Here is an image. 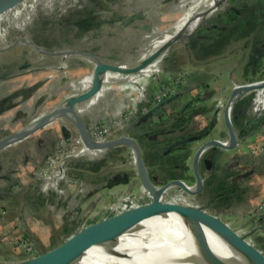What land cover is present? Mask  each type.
I'll return each instance as SVG.
<instances>
[{
	"label": "flooded vegetation",
	"instance_id": "flooded-vegetation-1",
	"mask_svg": "<svg viewBox=\"0 0 264 264\" xmlns=\"http://www.w3.org/2000/svg\"><path fill=\"white\" fill-rule=\"evenodd\" d=\"M66 1L69 2V0ZM66 1L53 0L52 3L55 7L50 9L52 10L51 14L60 8H63L62 11L67 12V10L74 7L69 13L73 14L76 11L81 13L80 15L82 16H72L70 18L68 16L70 15L69 13L67 15L64 14L65 12L58 13V18H65V21H61L59 26H57L62 31V40L66 43L71 41L74 43L78 42L77 47L92 50L102 58L108 57L118 60L122 53L133 51L138 46L136 39L138 41L144 38L145 35L143 34H146L149 29L145 30L140 27L146 23H152L149 22L150 20L146 22L148 18L134 21L125 28L119 23L108 25L100 23L102 19H113L124 14V12L115 13V4L117 5L120 0H78V4L75 6L74 4L65 6ZM36 5L35 3L31 7L33 9L30 15L31 18L28 17L24 21H20L23 24L20 28L26 31L31 26L32 28L29 29L31 32L28 30L23 33H16L14 29L11 31L14 35L11 36L10 31L5 30V35L0 36V46L17 37L28 36L35 43L45 48L52 50L64 49L51 48L52 45H49V43H40L36 40L37 32L51 30V25L37 27L36 30L33 27L35 24L40 25V20L36 17ZM217 8L207 14L203 24L191 29L193 33L189 38L184 37L178 40L180 43L177 49L172 50L171 56L167 55L166 52L170 48L172 49L178 41L167 48L153 64L140 72L128 75L130 80L127 83L132 87L129 101H131L134 108L131 111L129 110L128 115L125 113L126 118L122 125L123 131L120 134L126 131L125 127L127 126L129 131L127 130L126 132L128 135L135 137L139 141L148 173L156 185L162 186L175 179L184 180L189 185L195 184L196 175L193 159L201 145L199 144V139L201 136L206 135L210 137L211 133L217 130L216 128L221 120L225 130L217 131V137L211 136L210 138L229 139V130L225 125V110L230 97L227 99L219 95V91L221 92L222 88H224L223 85L226 81L214 79L213 83L210 82V75L218 70L217 66L227 60L232 53L236 52L240 54L236 64L226 70V76H229L227 84H231L230 81L234 79V72L238 68L237 82L233 81L234 85H245L264 80L262 70L257 69L255 66L257 64L255 59L260 57V53L264 52V0H224L220 2ZM50 10L46 11L47 15H49ZM46 14L45 17L47 18ZM254 15L260 22L257 24L252 23L251 25L244 23L243 26L232 32L243 18L253 21ZM83 19H87L88 23L77 26L72 24L77 20ZM101 27L103 28L102 31L100 30ZM110 27L120 28L121 36L127 35L131 38L126 46L119 45L120 41L116 37L115 49L103 42V38L106 37L104 33H110ZM191 30H187V32ZM116 31L120 32V30ZM7 33L9 36H7ZM115 36H117L116 33ZM111 39L108 38L107 40ZM54 41L55 39L50 41V43ZM168 41L152 50L149 49V51L143 52V56L140 58L150 56ZM25 47L27 46L19 45L0 51V76H7L5 79L0 80H4L3 82L5 83L8 81L12 82L13 78L11 76L23 71L22 66L29 62V54L22 49ZM30 51L37 53L33 49ZM185 57L188 59L186 71L181 69L184 66ZM82 60L84 62H80V66H86L85 62H89ZM179 60L180 63L177 64ZM55 66L60 65H54L53 67ZM232 68L234 69L231 71ZM117 75L115 73V79ZM82 81L85 82L86 80ZM5 83L3 88L7 90V84L5 85ZM143 85H146L144 90L142 89ZM149 85H152V87H149L150 89L148 90ZM150 92L153 94L151 98H149ZM178 92H181V94L176 99L158 109L155 117L152 118L154 121L137 127L138 123L136 121L142 115H136L138 109H144L146 112L159 106ZM4 98L0 99V108L7 106L9 103H6ZM140 103L145 105L137 108ZM220 113L223 114L221 119ZM230 116L237 132L238 144L230 149L223 147L210 149L201 157L200 171L204 178V186L199 193L193 195H201V198L207 197L210 203L215 205L229 206L227 209L230 211H232V202L239 200L246 202L249 200L248 202H252L251 204L253 205L259 203L258 219L262 225L253 229L252 233L259 232L261 236H264V181H262L264 174V88L242 93L231 107ZM201 118L206 121L205 126L202 128L195 126L196 120ZM116 128L118 127L115 126V132L111 133L109 138L120 135L117 134ZM193 143L199 145H197L192 154L188 155L189 147L187 144ZM117 148L115 147V151ZM129 150L131 151L130 148ZM233 151L236 153L240 151L241 155L233 159ZM188 158H191L190 164ZM46 161L47 159L45 158L43 164H46ZM95 163L93 166L96 165ZM99 167V165L94 166V168ZM231 171H235V174L231 175ZM125 174L130 176L129 182L125 184H135L136 182L134 183L133 181L135 176L141 184L137 173L132 176L126 171H121L116 172L113 176L121 178ZM67 181H69V177L59 180L58 188L51 187V189H48V193L54 192L58 196L63 197L67 190L64 186ZM75 182L80 184L82 181L76 180ZM254 184H256V187H254ZM118 185H115V187ZM177 188L179 193H188L181 187Z\"/></svg>",
	"mask_w": 264,
	"mask_h": 264
},
{
	"label": "water",
	"instance_id": "water-1",
	"mask_svg": "<svg viewBox=\"0 0 264 264\" xmlns=\"http://www.w3.org/2000/svg\"><path fill=\"white\" fill-rule=\"evenodd\" d=\"M169 1L170 0L164 1L156 8L165 6ZM221 1L222 0H213L212 6L209 7L207 6L208 4L205 6L204 11L197 16L200 18L197 26L204 23V18L207 14L216 9ZM151 16L150 10L132 11L116 16L113 19H102L100 23L107 25L119 23L125 28L134 21L145 20L147 18L150 19ZM87 19L77 20L72 24L75 26L82 25L88 23ZM151 25L152 23H146L140 28L146 30ZM110 28L109 30L115 29V27ZM100 30L102 31L103 28L101 27ZM187 30H189L188 25L181 28V30L164 46L160 47L150 56L131 62H122L121 60H115V58L110 59L108 57L102 58L94 51L81 49L80 47L57 50L48 49L35 43L28 36L17 37L7 42L5 45L0 46V51L22 45L33 49L39 54L60 56L64 59L69 56H74L89 61L93 66L92 80L88 81L86 85L83 81H78V83L83 85L82 87H78L73 83L74 86L70 84L68 88H65L66 91L61 90L55 95L51 93L39 94V90L47 83L45 79H40L25 88L22 87L12 90V92L4 98L6 103L9 102L7 106H2L0 108V122L5 123H3V128H1V130L4 129L7 131L5 136L0 138V152L7 146L24 140L52 124H55L57 127L59 126V130L62 132L64 140H66H62L65 143H60L59 148L55 152L48 154V157L62 151H68L69 153L63 155L57 166V168L61 166L66 168L67 173L70 160L78 159V163L92 167L100 157L104 158V155L107 154V152H111L113 148L126 146L131 149L133 164L141 181L142 189L145 190L151 199L147 203L131 205L115 214H110L101 220L85 225L69 236V238H63L62 243L44 253L38 252V254L24 260H0V264H65L74 255L88 250L107 251L117 254L120 257L143 263L155 260L160 264H192L173 251L165 242H154L153 238L160 235L158 232L160 223L149 221L145 225H142V222L145 220H149L153 217L163 218L169 213L176 214L185 223L191 226V228L202 234L203 230H208L209 232L221 236L223 240L241 254L243 258L241 261L242 264H264V250L255 246L249 240L251 232L244 234L240 233L219 216L209 213L205 206L191 203H173L166 200V194H168V191L173 187H181L191 194H197L203 189L204 178L200 171L201 157L207 151L216 147L230 149L237 146L238 136L231 120L230 109L242 93L253 89L264 88V80L245 85H234V89L225 110V125L229 130V139L222 140L219 138H208V135L201 136L199 141L202 143L197 149L193 159L194 172L196 175V182L193 185H189L181 179L172 180L162 186L156 185L148 173L141 145L135 137L128 135V133L124 131L122 134L115 137L97 138L92 131V126L94 123H98V120L94 119L86 124L83 119L82 113L84 107L86 104L98 99L103 93L107 83L115 84V80L116 82L119 80L121 82H128L130 80L128 77L129 74L140 72L153 64L174 42L184 37L189 38L193 32L192 30L187 32ZM31 66V63L28 62V64L22 66V70L27 69L26 71L13 75L11 78L16 80L19 77H25L34 73L38 74V72L42 70L40 68H32ZM51 68L60 71L64 69L65 66L61 64L60 66ZM115 73L118 74L116 79ZM6 77V75L0 76V79H5ZM62 91L68 92V94L59 103L53 107H49V102L54 98H59ZM180 94L181 92L175 93L159 106L151 108L146 112L144 109H138L137 114L142 115L136 121V123H138L137 127L144 124L147 125L151 123V121H154L152 118L155 117L158 109L163 107L164 104L176 99ZM14 118L20 121L16 123L14 122ZM68 124L75 129L77 134L76 137H72V130ZM76 138L80 140L83 150L86 152L85 154L73 153L67 150L72 147ZM62 144H65L67 149L62 147ZM48 157H46V159H48ZM129 178L130 176L128 174H125V176L121 178H115V176L110 177L107 180L106 186L108 188H113L115 185L128 183ZM42 182H44V179ZM78 188V192L80 193V186ZM86 193V191H81V194L86 195ZM72 209L73 208L70 207V211H72ZM71 219L72 218H70V220ZM147 227L152 228L154 233L150 239H143L140 233ZM208 255L211 259V264H223L222 261H219L213 255Z\"/></svg>",
	"mask_w": 264,
	"mask_h": 264
},
{
	"label": "rangeland",
	"instance_id": "rangeland-1",
	"mask_svg": "<svg viewBox=\"0 0 264 264\" xmlns=\"http://www.w3.org/2000/svg\"><path fill=\"white\" fill-rule=\"evenodd\" d=\"M13 1V2H12ZM53 0H0V36H4L6 31H10V35H14V33H11L15 29L16 33L18 32H26L31 26L28 27L25 31L22 30L20 27L23 26L20 21H24L25 18H31V13L33 12V7L36 5V17L38 20H40V25L35 24L33 26L36 30L37 27L42 26H50L51 30L48 31H39L37 32V41L42 43H49V45H52L51 48H65V47H77L78 42H64L62 40L61 34L62 31L59 27V23L61 21H65L64 17L58 18V13L62 12L64 14H68L69 11H71L73 8L66 11H62V9H57L53 14H51L52 10L55 6H53L52 3ZM66 1V0H65ZM166 0H120L117 5L115 4V13H127L132 11H144V10H150L151 11V18L147 19L146 22H152V25L149 27L148 31L144 38H141V40L136 39V43H138V46L134 48L133 51L122 53V56L120 59L122 62H131L136 61L138 58L143 56V52L149 51V49H154L156 46H160L162 43V39L169 40L171 39L178 30L180 29V26L184 25L190 18L193 17V14L201 8V6L207 1V0H170L165 6H161L160 8H156L158 5L163 3ZM224 1V0H222ZM12 2V3H11ZM11 3V4H10ZM227 3V2H226ZM78 4V0H69V2H65V6L67 5H73ZM64 6V7H65ZM12 8H14L12 10ZM50 10L49 15L46 14L47 10ZM218 9V8H217ZM65 10V9H64ZM61 13V14H62ZM78 13V14H77ZM45 14L47 18L45 17ZM70 18L73 17H80L81 13L74 11L73 14L69 13ZM56 15V17H55ZM66 17V16H65ZM23 19V20H22ZM180 25V26H179ZM11 28V29H10ZM20 28V29H18ZM18 29V30H16ZM53 30V31H52ZM113 30H120L116 31L115 36L118 41H120L119 45L126 46L128 44V40L131 39L127 35L121 36V29L115 27ZM110 30V33L113 31ZM123 30V29H122ZM8 32V31H7ZM31 32V30H29ZM174 33V34H173ZM36 34V32H35ZM7 36L9 34L7 33ZM55 39L54 42L53 41ZM62 40V41H61ZM43 43V44H44ZM134 43V42H133ZM132 43V45H133ZM157 43V45H155ZM179 41L174 44L175 46L171 49H169L166 54L172 55V50L177 49V46L179 45ZM136 49V50H135ZM239 53H232L227 60L222 62L219 66H217V71H215L214 74L210 75V82L213 83L215 80H224L227 83V80L229 79V76L227 75L226 70L234 66L237 62ZM60 59V58H59ZM187 58L185 57V60L183 61L184 66H182L181 69H184L186 71V62ZM180 63V60L177 64ZM182 64V63H181ZM178 66V65H177ZM226 66V67H225ZM189 68V67H188ZM234 68L231 69V71ZM24 70V69H23ZM238 70L234 72V79L231 80L232 82L237 79L238 77ZM4 80H0V99H3L6 95L3 92H5V88H3V82ZM199 90V89H198ZM196 90V91H198ZM196 91H194L196 93ZM131 107H128L121 118L111 122H103L98 120V124L103 126L105 129H107V132H115V126L117 134H120L122 130V125L125 122L126 114H129V110L131 111ZM3 123L0 122V138L5 136L7 131L3 128ZM5 124V123H4ZM112 130V131H111ZM125 130L127 131V126L125 127ZM129 131V130H128ZM197 143L193 144H187L189 147L188 149V155L192 154L195 149L197 148ZM234 157H237L238 155H241V152L238 151L237 153L234 152ZM105 157L99 158L97 161H105V166L99 170L98 172L94 171L93 167L83 166L82 168L85 170L84 177L82 179V182L80 183V194L81 191L88 192V187H91L92 189H97L96 195L94 193L90 194L87 197L86 204L84 205L85 211L82 213H78V220L81 223L76 228L72 229L67 234L64 233L65 226L67 227L68 224L67 220H69L68 216L66 217L65 213H58L47 215V218L51 221H47V224L53 228L55 225L59 226L57 229L53 228V231L49 234H46L45 236H41L39 230H41L40 223H31L27 222L29 229L25 227V223L17 222L16 220L13 222H9L8 227V233L5 237L0 238V256H2L7 261H17V260H24L26 258L32 257L38 252L44 253L53 247L59 245L62 243L63 238L67 239L69 236H71L73 233L77 232L81 228H83L86 224H89L91 222H96L98 220L103 219L107 215L115 214L122 209H126L130 207L131 205L135 204H144L150 201L149 195L145 192V190L142 189V186L140 182H138L134 169L133 164V156L129 148L125 146H121L120 148H117L116 151L107 152V154L104 155ZM189 164L191 161V158H188ZM233 170V169H232ZM126 171L130 173L132 176H135V179L133 180L135 184H123L118 185L115 187V190H112V188H108L106 186L107 180L110 177H113L116 172ZM230 171V169H229ZM235 174V171H231V175ZM264 176V174H263ZM262 176V181H264V178ZM93 180H98V182L95 184L93 183ZM257 184V183H256ZM256 184H254L256 187ZM259 184V183H258ZM177 187L171 188L168 191V194H166V200L168 202L174 200V199H180V202L183 203H191L194 205L199 206H205L206 210L211 213L219 216L223 220H225L227 223H229L233 228H235L240 233H249L251 232V235L249 236V240L258 248L261 250H264V236H261V233L254 232L252 233L253 229H256L259 225H262L260 223V220L258 219V212L260 210L259 203L256 205L251 204L252 202H246V201H236L232 202V211L227 209L228 207H222L219 205H215L213 203H210L207 197L201 198V195H193L189 193H179L177 190ZM79 190V188L77 189ZM87 194V193H86ZM94 195V196H93ZM78 198L75 200V203L72 202L71 208L72 211L71 214L75 216L77 214V204ZM195 200V201H194ZM62 211V210H60ZM56 216V217H55ZM54 217L56 218L55 220ZM73 221V220H72ZM58 222V223H57ZM18 226L15 227L16 224ZM65 225V226H62ZM55 229V230H54ZM29 231V232H27ZM66 233V232H65ZM1 242H4L1 243ZM3 250V251H2Z\"/></svg>",
	"mask_w": 264,
	"mask_h": 264
},
{
	"label": "crops",
	"instance_id": "crops-1",
	"mask_svg": "<svg viewBox=\"0 0 264 264\" xmlns=\"http://www.w3.org/2000/svg\"><path fill=\"white\" fill-rule=\"evenodd\" d=\"M176 31L177 30H175L174 33H176ZM104 35H106V37L103 38V42L115 49V30H113L111 33H104ZM108 38L112 39L107 40ZM161 42H166V39H162ZM22 49L29 54L28 61L31 63V67L40 68L42 70L38 72V74L34 73L25 77H19L16 80H12V82H6L5 85L7 84V90L3 92L5 95H9L12 90L22 87L25 88L40 79H45L47 83L39 90V94L51 93L52 95L59 93L61 90H65V88H68L70 84L74 86L73 83H75V85L78 87H82L83 85L78 83V81L86 80L83 82L86 85L88 81L92 80L93 66L89 62H85L86 66H80L79 63L84 62L80 58L69 56L64 59L63 57L33 53L28 47ZM61 64H63L65 68L61 69L60 71L51 68L54 65ZM26 70L27 69H24L23 71ZM234 81L237 82V80ZM230 82L231 84L225 83L223 85L224 88H222L221 92L219 91V95L227 99L230 97L234 86L233 82ZM145 86L146 85H143V90L146 88ZM149 87H152V85L148 86V90L150 89ZM131 90L132 87L127 83V81L121 82L119 80L118 82H115V84L107 83L103 93L98 97V99L86 104L84 107L82 115L85 123L88 124L94 119L103 122H111L121 118L128 107L134 108L133 104H131V101H129ZM65 91L60 93L59 98H54L52 101H50L48 104L49 107H53L59 103L68 94V92ZM152 96L153 94L150 92L149 98ZM144 105V103H140L137 108L143 107ZM219 116L221 119L223 114L220 113ZM19 121L20 120H16L14 118V122L17 123ZM219 122L220 123L216 128L217 130L211 133L212 137H217V131L225 130V127L222 125V120ZM195 124V126H200V128H202L205 126L206 121L204 118L197 119ZM71 130L72 137H76L77 134L75 129L71 127ZM62 140H64V138L62 136V132L59 130V126L57 127L55 124H52L24 140H20L7 146L3 151L0 152L1 237H5L9 232V222H13L15 220L20 223H25V227L27 229H29L28 224H26L27 222H39L41 227L39 234L42 232L41 236H45L46 234L51 233L53 228L57 229L59 227L55 225L53 228H51V226L47 224V221L49 220L47 215L50 214L57 215L58 213H65L66 217L68 216V218H72L71 220L70 218L67 220V227L62 225L65 226L63 234L69 233L72 231V229L82 224L81 219L80 221L77 219L78 213H82L86 210L84 205L86 204L87 197L94 192L96 193L98 190L88 187V192L86 195L80 194L78 192L77 189L80 184L76 183L75 181H82L85 174V170L83 169L84 167L82 168L81 163L77 162L78 159L69 161V181L64 184L67 190L63 197L58 196L54 192L48 193V188H46L44 182H42L43 178L41 176V171L45 165L43 162L46 156L55 152L59 148L60 143L64 142L66 139L64 141ZM201 143L202 142L199 144ZM112 151L114 152L115 148H113ZM102 168L103 167L101 166L99 169ZM37 171L39 172L35 173ZM97 182L98 180H93V183L96 184ZM112 190H115V186L112 188ZM95 193L94 195H96ZM77 198V204L79 203V205H77V214L73 216L71 212H69V209L72 202L75 203ZM55 217L53 220L56 219ZM49 221H51V219ZM16 226H18V224H16L15 227ZM1 243L4 244V242ZM3 259L4 258L0 256V260Z\"/></svg>",
	"mask_w": 264,
	"mask_h": 264
},
{
	"label": "bare ground",
	"instance_id": "bare-ground-1",
	"mask_svg": "<svg viewBox=\"0 0 264 264\" xmlns=\"http://www.w3.org/2000/svg\"><path fill=\"white\" fill-rule=\"evenodd\" d=\"M208 4V5H207ZM213 0H207L184 25H188L189 30L195 28L199 23L197 17L205 6H212ZM180 26V25H179ZM179 29V30H180ZM177 33V32H176ZM195 201V200H194ZM170 202L183 203L180 199H174ZM149 221H156L159 224V236L154 237V242H165L173 251L185 258L192 264H211L208 254L213 255L223 264H242L241 254L233 249L221 236L216 233L203 230V234L191 228L179 216L174 213L166 214L163 218L153 217L142 222L145 225ZM153 229L147 227L140 235L143 239H150L153 235ZM199 235V236H198ZM65 264H160L152 260L148 263L137 262L135 260L120 257L111 252H101L97 250H88L78 253L71 257Z\"/></svg>",
	"mask_w": 264,
	"mask_h": 264
},
{
	"label": "built area",
	"instance_id": "built-area-1",
	"mask_svg": "<svg viewBox=\"0 0 264 264\" xmlns=\"http://www.w3.org/2000/svg\"><path fill=\"white\" fill-rule=\"evenodd\" d=\"M92 131L97 136V138H105L109 137L111 135V132H107V129H105L103 126L99 125L98 123H94L92 126ZM62 147L66 148L65 144H62ZM67 149V148H66ZM70 152L73 153H79V154H85L86 152L83 150V146L80 143V140L78 138L75 139V142L73 143L72 147L70 149ZM69 153L68 151L57 153L53 156L48 157L46 164L44 165L41 176L44 179L45 187L48 189H51V187L58 188V182L61 179L68 178L67 169L57 166L59 165L61 158L63 155H66Z\"/></svg>",
	"mask_w": 264,
	"mask_h": 264
},
{
	"label": "trees",
	"instance_id": "trees-1",
	"mask_svg": "<svg viewBox=\"0 0 264 264\" xmlns=\"http://www.w3.org/2000/svg\"><path fill=\"white\" fill-rule=\"evenodd\" d=\"M57 4H58V2H57ZM258 22H260V20L257 19V17L255 15H254L253 21H250V20H247V19L243 18L241 20V22L232 30V32L237 30L240 26H243L244 23L251 25L252 23L257 24ZM252 27H254V26H252ZM255 60L257 61V64L255 65L256 68L262 70V76H264V52L260 53V57L256 58ZM251 64H252V62H251ZM95 164L97 166L99 165L100 167L101 166L104 167L105 166V161H97V163H95ZM96 165H94V166H96ZM81 166L83 167L84 165L81 164ZM94 166H93L92 169L94 171H99L100 167L99 168H94Z\"/></svg>",
	"mask_w": 264,
	"mask_h": 264
}]
</instances>
